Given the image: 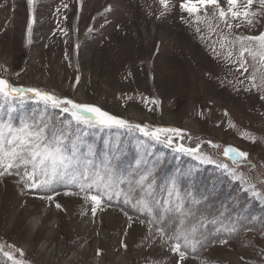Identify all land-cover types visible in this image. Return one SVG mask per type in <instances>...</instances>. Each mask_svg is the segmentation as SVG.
I'll return each instance as SVG.
<instances>
[{"label":"rangeland","instance_id":"obj_1","mask_svg":"<svg viewBox=\"0 0 264 264\" xmlns=\"http://www.w3.org/2000/svg\"><path fill=\"white\" fill-rule=\"evenodd\" d=\"M184 2L168 0L165 8L159 0H35L31 6L0 0V79L11 87L35 85L60 99L72 96L111 115L180 127L192 134L189 148L201 143L196 157L228 164L241 179L220 169L264 206V66L247 52L240 57L242 45L256 42L237 39L264 34V9L254 0L252 24L229 14V29L218 9L201 8L197 19L181 9ZM219 3L227 11V0ZM27 12L35 18L31 35ZM45 107L31 93L0 96V123L43 125ZM56 109L54 132H71L78 154L94 168L110 162L115 172L116 166L129 171L133 164L151 171L158 162L159 145L137 138L134 130L120 141L102 139V133L117 128L101 126L96 132ZM210 141L246 152L247 159L221 158L220 149H207ZM122 146L132 155L120 154ZM25 179L23 170L0 176V252L12 257L10 264H264V238L258 234L223 241L181 261L164 236L143 221L102 203L93 216L94 205L83 192L52 194L58 187L80 190L77 184L54 180L28 188Z\"/></svg>","mask_w":264,"mask_h":264},{"label":"snow or ice","instance_id":"obj_2","mask_svg":"<svg viewBox=\"0 0 264 264\" xmlns=\"http://www.w3.org/2000/svg\"><path fill=\"white\" fill-rule=\"evenodd\" d=\"M29 6H31L34 0H27ZM160 4L167 8L168 0H159ZM227 11L221 6L219 0H185L180 5L183 11H187L189 14H197L199 19V12L201 8L204 9H218L219 18L223 20L229 29L232 28V24L227 22V17L230 14L233 19L243 16L248 24H252V16L257 13L251 11L254 4V0H227ZM240 4L243 7V12L237 8ZM260 7L264 9V0H259ZM207 15V13H206ZM215 15V12L212 13ZM28 33L31 35L32 20L28 22ZM199 31V29H197ZM240 41L256 42L254 47H241L240 57L244 58L247 52L254 60L259 57V62L264 66V34L258 36H244L237 37ZM232 53L229 52V56ZM246 60H241V67H244ZM247 71V68H244ZM254 79V77H253ZM24 93H31L35 97L39 98L44 104L51 105L52 108H60L61 111L69 113L72 120L77 125L83 124L89 127L102 126V127H120L127 128L129 132L132 130H138L146 137H150L157 141H160L161 134L175 133L177 136L181 134V130L175 128H160L157 127L154 130H149L147 125L133 124L122 118H118L109 114L106 111L101 110L99 107L90 106L86 104H79L71 99H60L54 95L42 93L41 91L33 88L23 89L17 87H11L5 79H0V96L20 95ZM264 98V97H262ZM153 103H157L153 101ZM61 106H64L61 108ZM86 114H91L86 115ZM71 124V122H69ZM71 132H53L51 137L48 135L47 124L36 125L35 123L25 124L20 128H13L11 125H4L0 123V176L12 174L15 171L19 174L20 170H23V177L25 187L28 188H40L47 187L54 180H66L69 183H75L79 186L80 191L83 192L85 200H90L93 203L91 209L92 215L95 216L97 207L100 206L102 198L107 196L109 200L113 197H123L126 203H133L140 212L159 221L161 226L158 231L162 235H167L169 240L175 241L172 245V251L178 253L180 260L185 258V252L182 251V247L191 248L193 252L196 251L197 246L203 241L198 234V230L195 226L187 227L184 223V217L186 216L183 203L180 201V193L175 187V181L171 183L168 191L169 199L167 201H157L154 197L153 184L150 179L151 172L145 170L140 174L139 179L135 182L139 187V192L133 187L130 181H125L121 177H117L110 162L94 168L92 162L82 157L77 152L76 141L70 140ZM254 139V138H253ZM169 145L172 144V139H167ZM71 144V147H69ZM214 147H219L214 145ZM176 151L185 153H198L199 146L196 148H186L182 145L177 146ZM91 147H89V153ZM224 156L232 160L234 163L243 158L247 159L248 154L243 151H239L234 147H227L224 150ZM201 163H214V161L207 156H197ZM29 166L31 170L29 171ZM217 167L229 171V174L234 179H241L236 176L234 172L229 170L228 164H217ZM42 176L41 179H36L37 175ZM29 181L31 183H29ZM125 183L128 184V188L122 187ZM68 194V193H66ZM259 196L258 193H254ZM175 196L177 204L175 209L171 207L164 209L165 216L160 215V208H163L164 204H171V198ZM51 199V197H49ZM198 203V201H194ZM56 208L60 209L61 205L56 204ZM176 212L178 216L173 219L179 220V227H175L169 235L166 228L163 226L164 220L168 218L169 212ZM233 230H235L233 228ZM99 254V253H98ZM23 255V253H21ZM12 257L9 256V259Z\"/></svg>","mask_w":264,"mask_h":264},{"label":"trees","instance_id":"obj_3","mask_svg":"<svg viewBox=\"0 0 264 264\" xmlns=\"http://www.w3.org/2000/svg\"><path fill=\"white\" fill-rule=\"evenodd\" d=\"M24 2L25 5L28 4L27 0H24ZM28 16L32 20V24L35 23V18L30 17L29 13ZM17 74L16 72L12 73L11 77L14 78ZM11 97H14V95H11ZM56 114H58L57 109L49 106L45 107V119L43 124H47L48 126L49 137H51L59 121V119L55 117ZM155 117H157L156 114ZM126 121L142 126L147 125L149 130H154L157 127L181 130L179 136L175 133H168V136L161 134L160 141L141 135L138 130L134 131L136 132L135 136L137 138L141 140L151 139L161 148L160 155L157 156V158H159L158 162L150 171V179L153 184L155 199L157 201H167L169 199L167 189L171 183L175 181V187L180 193V201L183 203L186 213L184 217L185 226L189 228L195 226L203 241L197 246L195 252H193L190 247H182L181 250L185 252L186 257H197V255L203 253L204 250L209 249L211 246L219 245L223 241L228 243L240 242L243 240L244 235L249 232L258 234L264 238V206L254 200L249 192L245 191L236 181H231L229 175L217 167V165L198 163L196 155L201 153V143L198 144L199 152L195 154L175 150L176 147L180 145L189 148L186 139L192 135L191 133H188L180 127L151 125L145 122L132 120ZM116 128L117 129H113L110 133H102L101 138L104 139L105 137H109L113 139L116 136L119 137V141L123 140L124 133L128 129ZM100 129L101 126H95L96 132H99ZM174 135L181 139V144H178L176 137L172 140L171 145L167 143V139ZM214 145L215 143L210 141L209 145H207V149L213 150ZM122 147L123 150L120 154L123 156L132 155V153L127 150V146ZM226 148L227 147H224L220 150L217 155L223 158ZM215 149H218V147H215ZM116 168L118 169V171L115 172L117 177L123 175V179L125 181H130L138 193L139 187L135 182L139 179L140 174L146 170V166L136 167L135 164H133L129 171H121L118 166H116ZM122 187L127 189L128 184L125 183ZM65 190L72 191L76 195L82 194L78 188L70 189L68 187H58L52 190V194L60 193ZM22 192L28 194L25 188H22ZM34 193L36 195H42V193L35 190ZM194 201H198V203H194ZM177 202L176 197L173 196L171 198V204H164L163 208H160V215L165 216L164 209L166 208L171 207L175 209ZM101 203L106 207L109 206L110 208H115L114 210L123 212L124 215L131 218V220L135 218L137 221H143L148 227L156 231H158V228L161 226L159 221L154 220L153 217L146 213L140 212L133 206V203H126L124 198H118V200L112 198L109 200L103 197ZM167 216L168 218L164 220L163 226L170 235L175 227H179L178 219L173 223V219L178 216V213L174 211L169 212ZM233 228L235 230H233ZM163 236L168 245L172 247L175 241L169 240L167 235ZM9 260L11 259H9L7 255L0 252V264H10Z\"/></svg>","mask_w":264,"mask_h":264}]
</instances>
